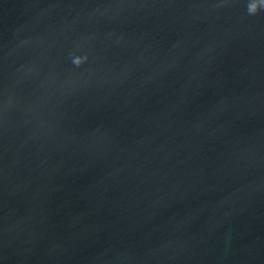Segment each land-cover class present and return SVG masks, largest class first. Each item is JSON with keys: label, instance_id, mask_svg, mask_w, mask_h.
<instances>
[{"label": "water", "instance_id": "1", "mask_svg": "<svg viewBox=\"0 0 264 264\" xmlns=\"http://www.w3.org/2000/svg\"><path fill=\"white\" fill-rule=\"evenodd\" d=\"M0 264H264V0H0Z\"/></svg>", "mask_w": 264, "mask_h": 264}]
</instances>
